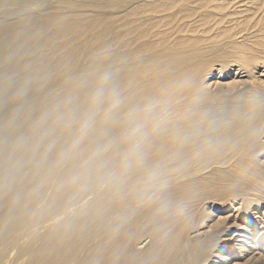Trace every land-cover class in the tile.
I'll use <instances>...</instances> for the list:
<instances>
[{
	"label": "bare ground",
	"instance_id": "1",
	"mask_svg": "<svg viewBox=\"0 0 264 264\" xmlns=\"http://www.w3.org/2000/svg\"><path fill=\"white\" fill-rule=\"evenodd\" d=\"M0 264H264V0H0Z\"/></svg>",
	"mask_w": 264,
	"mask_h": 264
},
{
	"label": "snow or ice",
	"instance_id": "2",
	"mask_svg": "<svg viewBox=\"0 0 264 264\" xmlns=\"http://www.w3.org/2000/svg\"><path fill=\"white\" fill-rule=\"evenodd\" d=\"M223 219H226V218H222V220H223ZM218 223H219V222H218Z\"/></svg>",
	"mask_w": 264,
	"mask_h": 264
}]
</instances>
